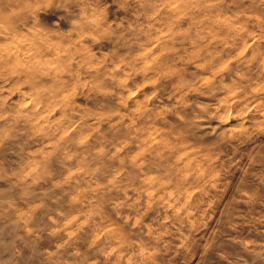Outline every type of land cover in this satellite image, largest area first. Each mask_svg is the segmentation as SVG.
<instances>
[{"label": "clouds", "instance_id": "obj_1", "mask_svg": "<svg viewBox=\"0 0 264 264\" xmlns=\"http://www.w3.org/2000/svg\"><path fill=\"white\" fill-rule=\"evenodd\" d=\"M0 264H264V0H0Z\"/></svg>", "mask_w": 264, "mask_h": 264}]
</instances>
